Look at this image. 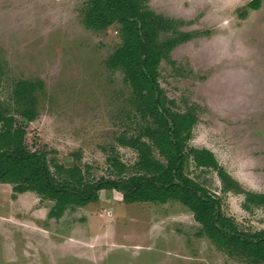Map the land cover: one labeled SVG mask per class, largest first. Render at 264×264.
I'll return each instance as SVG.
<instances>
[{"label": "rangeland", "instance_id": "1", "mask_svg": "<svg viewBox=\"0 0 264 264\" xmlns=\"http://www.w3.org/2000/svg\"><path fill=\"white\" fill-rule=\"evenodd\" d=\"M146 1L188 35L160 63L168 105L197 116L189 146L211 150L238 187L192 158L186 174L221 200L239 231L264 230V205L246 203V192L264 194V0L258 9L252 0ZM87 2L0 0V107L26 128V147L45 152L57 179V164H78L93 182L126 178L139 173V153L124 142L146 122L124 72L108 65L122 42L118 25L87 28ZM19 81L41 84L32 121L15 109ZM114 158L126 165L121 175ZM13 186L0 183V264H264L211 240L180 201L131 204L122 191L102 189L98 201L54 217L53 199Z\"/></svg>", "mask_w": 264, "mask_h": 264}, {"label": "trees", "instance_id": "2", "mask_svg": "<svg viewBox=\"0 0 264 264\" xmlns=\"http://www.w3.org/2000/svg\"><path fill=\"white\" fill-rule=\"evenodd\" d=\"M262 1L252 0L249 6L258 9ZM84 15V24L89 29L105 30L118 25L122 42L110 56L108 65L124 72L126 82L134 89L135 110L146 122L136 137L124 142L139 153L136 162L139 173L93 182L78 164L71 167L57 164L61 178L57 179L45 152L30 151L25 145L26 128L16 126V116L0 107V183L13 184L16 193L36 191L53 199L55 205L50 215L54 217H59L68 206L82 207L98 201L102 189L122 191L129 203L180 201L193 212L211 240L231 251L240 250L253 261H264V230L239 231L233 219L224 215L221 200L186 174L192 158L197 167L216 170L227 188L238 187L211 150L189 146L197 116L173 110L159 82L161 61L188 35L151 11L146 0H88ZM167 31H177V35L161 39V34ZM40 86L38 81H19L14 88L15 109L29 121L38 114L34 92ZM153 146L165 162L154 156ZM112 162L120 166L118 175H121L126 165L117 158ZM246 194V203L264 205V194Z\"/></svg>", "mask_w": 264, "mask_h": 264}, {"label": "crops", "instance_id": "3", "mask_svg": "<svg viewBox=\"0 0 264 264\" xmlns=\"http://www.w3.org/2000/svg\"><path fill=\"white\" fill-rule=\"evenodd\" d=\"M118 198H121V197H117V199H118ZM118 200H119V199H118ZM119 201H123V199H122V200L120 199ZM123 202H124V201H123ZM152 203H153V202H152ZM167 203H168V202H167ZM123 204H128V203L124 202ZM131 204H132V203H131ZM131 204H128V205H131ZM163 204H166V203H163ZM88 205H89V204H88Z\"/></svg>", "mask_w": 264, "mask_h": 264}]
</instances>
